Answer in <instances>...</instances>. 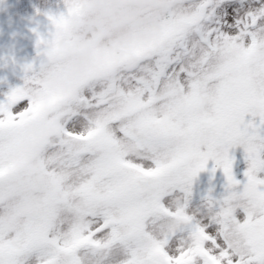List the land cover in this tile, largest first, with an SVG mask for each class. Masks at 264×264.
<instances>
[{
  "label": "snow or ice",
  "instance_id": "6c2138e0",
  "mask_svg": "<svg viewBox=\"0 0 264 264\" xmlns=\"http://www.w3.org/2000/svg\"><path fill=\"white\" fill-rule=\"evenodd\" d=\"M83 2L47 14L46 59ZM45 60L0 98V264H264V0H172L135 58L70 112ZM37 125L55 132L38 139ZM218 170L224 191L210 186L198 215L196 181Z\"/></svg>",
  "mask_w": 264,
  "mask_h": 264
},
{
  "label": "rangeland",
  "instance_id": "374dc122",
  "mask_svg": "<svg viewBox=\"0 0 264 264\" xmlns=\"http://www.w3.org/2000/svg\"><path fill=\"white\" fill-rule=\"evenodd\" d=\"M171 3L172 0H147L144 6L146 9L144 15L152 17L151 23L158 26L143 27L141 31L148 33L146 38L133 40L122 47V63H118L117 58L113 55L107 54L101 57L84 76L75 73L68 67L59 65L52 76L44 79L55 89L57 98L66 102L65 111L70 112L75 107L74 101L81 98L88 88L97 84H106L112 79L100 78L98 74L110 73L112 76L111 69L113 66L130 62L135 58L136 51L145 46L155 31L160 28L161 21L167 15ZM48 13L66 14V0H0V98L9 90L10 86H18L24 83L25 64L34 63L39 66L40 62L46 59L42 54L43 45L39 49L37 48V40L39 35L50 38L55 31V26L49 20ZM51 103L52 101L48 100L42 107L47 108ZM63 114L52 113L50 119L57 121L59 116ZM54 132L55 128L44 127L42 129L39 125L36 128L38 139L47 140ZM43 154L44 145L40 143L36 148V155L42 157ZM235 155L237 157L235 170L242 177L243 170L246 168L243 150L237 149ZM22 181L23 178H21ZM32 182L33 188L39 191L43 186V177L37 173L33 175ZM224 183L225 177L220 170L215 174V179L211 181L210 177L200 175L195 185L196 195L192 210L198 212L197 206L201 204L200 197L210 186H214L217 196L222 194ZM13 194L5 188L6 202L8 197ZM197 214L201 215L202 213L198 212Z\"/></svg>",
  "mask_w": 264,
  "mask_h": 264
},
{
  "label": "clouds",
  "instance_id": "9594fccd",
  "mask_svg": "<svg viewBox=\"0 0 264 264\" xmlns=\"http://www.w3.org/2000/svg\"><path fill=\"white\" fill-rule=\"evenodd\" d=\"M147 0H84L80 15L72 18L69 34H61V52L47 58L41 78L48 79L63 65L84 76L104 55L111 54L122 63V47L144 39L145 26H158L144 15ZM98 77L111 79L110 73Z\"/></svg>",
  "mask_w": 264,
  "mask_h": 264
},
{
  "label": "water",
  "instance_id": "95a60500",
  "mask_svg": "<svg viewBox=\"0 0 264 264\" xmlns=\"http://www.w3.org/2000/svg\"><path fill=\"white\" fill-rule=\"evenodd\" d=\"M200 175H207V176H210L211 173H209V172H203V173H201Z\"/></svg>",
  "mask_w": 264,
  "mask_h": 264
}]
</instances>
